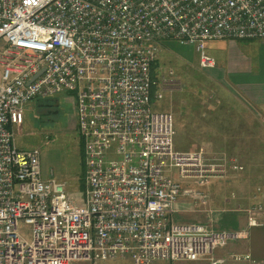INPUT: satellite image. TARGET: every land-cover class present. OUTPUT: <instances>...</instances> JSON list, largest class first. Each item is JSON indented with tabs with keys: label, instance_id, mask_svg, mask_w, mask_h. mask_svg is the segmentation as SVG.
Masks as SVG:
<instances>
[{
	"label": "built area",
	"instance_id": "obj_1",
	"mask_svg": "<svg viewBox=\"0 0 264 264\" xmlns=\"http://www.w3.org/2000/svg\"><path fill=\"white\" fill-rule=\"evenodd\" d=\"M226 40L264 41V0H0V264H175L245 239L256 213L240 231L174 222L179 198L204 199L183 182L204 187L226 164L175 151L151 97L160 43L193 46L210 70L207 45ZM61 92L75 93L81 198L14 142V117Z\"/></svg>",
	"mask_w": 264,
	"mask_h": 264
},
{
	"label": "rangeland",
	"instance_id": "obj_2",
	"mask_svg": "<svg viewBox=\"0 0 264 264\" xmlns=\"http://www.w3.org/2000/svg\"><path fill=\"white\" fill-rule=\"evenodd\" d=\"M221 43L207 45L212 58L215 47ZM198 61L193 46L165 41L160 43L156 60L150 67L154 82L152 102L155 110L173 117L175 151L201 152L209 164H226L225 173L209 180L204 187L183 182L186 188L201 191L204 199L192 200L195 210L184 214L183 220L175 221L200 224L212 230L236 231L225 227L218 217L224 213H243L247 224L250 213H256L259 222L264 220V132L259 131L257 118L235 111L237 101L234 103L235 93L227 90V77L217 78V68L203 70ZM169 78L174 83L167 85L164 80ZM74 95V92H61L26 105L14 117L12 129L19 150L40 152L43 178L55 179L69 194L81 198L85 192V164ZM232 160L242 169L233 170ZM30 231L20 223L19 233L28 241Z\"/></svg>",
	"mask_w": 264,
	"mask_h": 264
},
{
	"label": "crops",
	"instance_id": "obj_3",
	"mask_svg": "<svg viewBox=\"0 0 264 264\" xmlns=\"http://www.w3.org/2000/svg\"><path fill=\"white\" fill-rule=\"evenodd\" d=\"M212 56L216 60L215 68L218 69L216 77L221 79L226 76L227 90L235 93V111H242L244 115L257 118L259 131L264 132V41H222L215 47ZM191 203L193 201L188 198H179L177 207L180 210L178 214L173 215V220H183L184 214L195 210ZM222 215L218 220L224 222L225 227L236 231L247 228L246 216L243 213ZM246 232L245 239L216 249L212 261L202 258L195 262L179 261L175 264H221L214 262L219 259L224 261L223 264H264V220L257 226L246 229ZM231 254L240 255L242 259L235 261ZM245 256L248 259H244Z\"/></svg>",
	"mask_w": 264,
	"mask_h": 264
},
{
	"label": "trees",
	"instance_id": "obj_4",
	"mask_svg": "<svg viewBox=\"0 0 264 264\" xmlns=\"http://www.w3.org/2000/svg\"><path fill=\"white\" fill-rule=\"evenodd\" d=\"M81 153H82V146H81Z\"/></svg>",
	"mask_w": 264,
	"mask_h": 264
}]
</instances>
